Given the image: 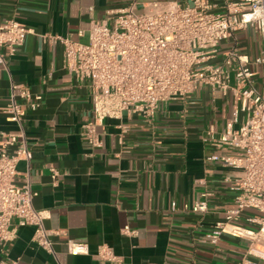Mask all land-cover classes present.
Listing matches in <instances>:
<instances>
[{
  "label": "crops",
  "instance_id": "1",
  "mask_svg": "<svg viewBox=\"0 0 264 264\" xmlns=\"http://www.w3.org/2000/svg\"><path fill=\"white\" fill-rule=\"evenodd\" d=\"M221 10L224 0H212ZM161 2L191 5L192 0H0V17L15 18L31 33L0 66V132L23 128L32 159L18 165L17 181L29 178L38 193L34 206L48 211L45 226L56 232L54 254L36 247L33 230L20 228L14 241L0 248V263L103 264L98 248L110 246L124 264H238L246 241L224 235L213 246L205 235L236 206L230 178L237 172L221 156L235 150L218 147L210 134H222L238 102L203 88L187 99L161 103L153 120L125 113L98 126L102 141L92 148L84 125L94 122L88 84L78 83L65 66L62 44L46 36L69 37L86 44L94 20L113 22L112 11ZM263 43L253 29L236 32L221 46L255 57ZM255 85L264 94V65H252ZM14 85L41 95L36 111L27 109L23 123L5 113ZM19 93V89L16 90ZM243 120L233 122L238 128ZM22 127V128H21ZM13 150L11 149V152ZM215 157H218L215 159ZM51 168L59 175L52 178ZM209 190V210H183ZM176 203L180 210L171 211ZM129 226L135 234L122 231ZM86 246L71 253L69 243ZM264 264V262H261Z\"/></svg>",
  "mask_w": 264,
  "mask_h": 264
},
{
  "label": "built area",
  "instance_id": "2",
  "mask_svg": "<svg viewBox=\"0 0 264 264\" xmlns=\"http://www.w3.org/2000/svg\"><path fill=\"white\" fill-rule=\"evenodd\" d=\"M218 7L212 0H192L185 6L151 2L142 10L132 3L112 11V23L94 20L86 44L69 37H46L62 44L66 69L78 83L89 86L95 121L83 126V135L92 148L102 146L97 128L107 119H118L127 113L151 121L161 103L190 98L203 88L232 94L238 102L234 118L219 136L212 132L210 141L220 148L235 150L234 156H221V160L237 172L229 179L236 206L205 235V241L217 246L224 235L245 240L246 249L238 264H261L264 94L255 85L252 65H264V0H224L221 10ZM247 29L260 35V54L250 57L233 49L219 60L222 44ZM29 33L31 30L17 19L0 17V66H6L7 54L12 56L24 46ZM41 100V95L14 85L5 113L21 126L27 109L38 110ZM241 115L243 120L235 128L233 122ZM31 159L23 128L19 133L0 132V248L14 241L20 228L27 227L33 230L36 247L54 254L56 232L45 226L48 211L35 208L38 193L29 178L17 181L19 163H29ZM51 171L56 183L59 173L56 168ZM212 196L206 190L191 206L185 204L183 210L204 215ZM179 210L173 203L171 211ZM122 232L136 233L129 226ZM69 250L74 254L88 252L86 246L74 242L69 243ZM96 257L103 264H124V259L108 245L100 246Z\"/></svg>",
  "mask_w": 264,
  "mask_h": 264
}]
</instances>
